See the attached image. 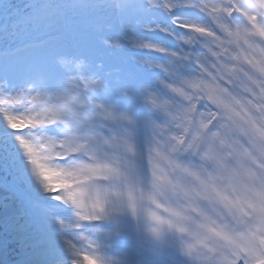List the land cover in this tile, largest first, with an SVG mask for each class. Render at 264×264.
I'll return each mask as SVG.
<instances>
[{
    "label": "snow or ice",
    "instance_id": "snow-or-ice-1",
    "mask_svg": "<svg viewBox=\"0 0 264 264\" xmlns=\"http://www.w3.org/2000/svg\"><path fill=\"white\" fill-rule=\"evenodd\" d=\"M0 264H264V0H0Z\"/></svg>",
    "mask_w": 264,
    "mask_h": 264
}]
</instances>
